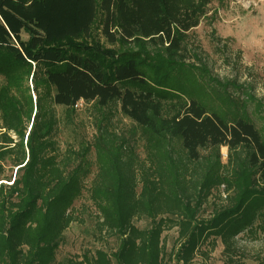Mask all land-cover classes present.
I'll list each match as a JSON object with an SVG mask.
<instances>
[{
    "label": "trees",
    "instance_id": "trees-1",
    "mask_svg": "<svg viewBox=\"0 0 264 264\" xmlns=\"http://www.w3.org/2000/svg\"><path fill=\"white\" fill-rule=\"evenodd\" d=\"M215 1L0 0V264H211L219 238L226 263L235 264L237 237L256 223L264 232V125L248 110L250 90L239 87L247 95L239 103L211 88L228 106L211 111L183 85L198 60L190 32ZM147 65L171 70L180 91L151 85ZM30 77L47 88L35 101L23 85ZM81 101L134 123L147 160L138 168L109 156L91 188L99 230L118 237L117 250L59 261L88 169L87 152L60 154L56 107ZM257 107L264 118V97ZM7 161L20 174L7 177ZM221 187L227 206L199 219ZM138 219L149 225L137 227ZM173 228L178 237L167 253L163 234Z\"/></svg>",
    "mask_w": 264,
    "mask_h": 264
},
{
    "label": "rangeland",
    "instance_id": "rangeland-1",
    "mask_svg": "<svg viewBox=\"0 0 264 264\" xmlns=\"http://www.w3.org/2000/svg\"><path fill=\"white\" fill-rule=\"evenodd\" d=\"M202 18L199 26L190 32V53L197 54L198 60H191L190 64H195L196 69L186 72L182 78L183 81L187 80L183 83L184 88L191 90L190 95L197 97L211 111H225L228 106L209 93L211 88L223 93L229 91L235 102L241 103L247 99V95L239 88L243 86L250 90L253 98L248 100V110L258 127H262L263 111L257 104L264 97V0H218L213 2ZM24 37L27 38V35ZM93 37L98 39L96 31ZM100 42L104 47H109L103 39ZM202 68L207 71L201 70ZM146 71L151 77V85L169 87L174 92L180 91L176 81L172 82L171 70H168L170 74L167 75L164 71L161 73L154 66L147 65ZM200 80L207 85L206 91L196 87ZM3 82L4 79L0 76V87ZM23 85L29 86L34 101L38 100L39 93L42 95L47 91L42 82L39 81L36 85L32 77ZM41 104L44 106L46 103ZM232 105L233 103L230 104ZM56 110L58 123L53 138L60 147V154L69 159L74 151L87 152L85 166L88 169L82 179V195L73 205L78 220L65 231V240L58 250V260L81 258L83 254L94 250L112 254L118 248V237L107 231L100 232V213L93 203L91 188L104 159L119 156V159L133 160L140 168V164L147 160L148 148L137 126L115 109H100L92 103L81 101L74 109L56 107ZM103 151L109 153L102 155ZM228 153L226 147L221 149V161L224 164L227 163ZM4 168L7 177L14 178L20 174L10 161L4 163ZM226 196L222 187L215 191L204 202L199 219H208L216 210L225 208ZM135 225L145 228L149 225V220H135ZM258 225L256 223L237 237L239 250L234 256L235 264H264V232ZM177 237V228L164 232L167 253L175 245ZM224 250L221 238L216 239L210 263L227 264ZM113 263L116 264L114 259Z\"/></svg>",
    "mask_w": 264,
    "mask_h": 264
}]
</instances>
